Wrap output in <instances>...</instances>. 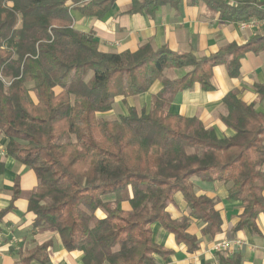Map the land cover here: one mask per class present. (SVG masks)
Listing matches in <instances>:
<instances>
[{
  "label": "trees",
  "instance_id": "obj_1",
  "mask_svg": "<svg viewBox=\"0 0 264 264\" xmlns=\"http://www.w3.org/2000/svg\"><path fill=\"white\" fill-rule=\"evenodd\" d=\"M114 1L0 0V136L4 157L35 175L36 187L26 195L32 229H54L66 252L81 254L82 264H158L156 257L170 252L153 243V224L190 253L198 249L188 233L191 221L203 225L204 236L221 230L218 200L196 195V178L225 185L227 199L242 208L235 230L256 233V220L264 214V113L230 91L219 121L232 135L219 138L198 119L173 115L169 107L177 93L195 84L212 90L216 66L236 78L243 57L263 49L264 36L200 59L149 44L134 52H102L92 35L72 28L70 12L101 20ZM201 1L223 22L264 20V4L255 0ZM157 2L163 0H131L129 13ZM176 69L185 74L170 78ZM156 82L161 88L147 107L125 105L126 114L103 117L116 98L141 96ZM253 88L264 97V85ZM20 194L15 180L0 220ZM176 194L188 213L173 220L167 205ZM123 202L128 211L119 208ZM48 247H34L20 263L48 264ZM217 260L240 264L239 255L218 253Z\"/></svg>",
  "mask_w": 264,
  "mask_h": 264
},
{
  "label": "crops",
  "instance_id": "obj_2",
  "mask_svg": "<svg viewBox=\"0 0 264 264\" xmlns=\"http://www.w3.org/2000/svg\"><path fill=\"white\" fill-rule=\"evenodd\" d=\"M253 2L264 4V0ZM131 4V0H115L110 11L101 20L72 10V28L92 35L102 52H134L142 45L149 44L153 50L166 47L173 53L190 54L197 59L214 55L224 46H243L254 36H264V21L240 29V22L221 21L218 14L212 15L201 0H163L147 9L129 13ZM176 70L177 73H173L174 77L169 76L170 78H179L186 71ZM210 84L213 87L210 91H204L199 84H195L191 89L177 93L169 112L198 119L205 128L214 129L219 138L231 136L232 131L219 121L222 100L227 93L236 90L243 103L253 104L256 111L264 113V97L258 96L253 88L257 84L264 85V47L257 54L249 52L243 57L236 78H230L224 66L214 67ZM160 88V83L156 82L148 93L135 97V105L129 107L136 110L147 107L151 95ZM116 99H119V105L126 111L127 99ZM4 141L0 136V146L3 148ZM15 180H18L21 194L12 203L11 211L0 220V264H21V255L24 256L34 247L45 243H49L48 264H82L81 254L66 252L54 229H32L33 215L27 213L26 195L36 187L35 175L4 155H0V211L11 202ZM201 183L203 185L200 186L193 183L194 192L198 196L218 200L215 209L222 221L220 232L204 236L201 233L203 225L191 221L188 233L196 237L198 249L190 253L184 245L176 243L172 234L159 224H153L150 227L153 243L170 252L165 257H156L157 263L213 264L214 261L218 262L213 245L229 240L238 244L233 246L232 252L221 253L222 256L231 259L239 255L240 264H264V214H260L256 220V233L247 228L235 230L238 216L242 212L241 205L227 199V187L222 183ZM262 195L264 198V191ZM105 200L110 202L113 198L107 197ZM119 208L123 211L130 209L127 202L121 203ZM167 212L173 220L187 215L188 211L180 194H176L168 203ZM98 217L102 218L103 214L98 213ZM29 264L40 263L32 260Z\"/></svg>",
  "mask_w": 264,
  "mask_h": 264
},
{
  "label": "built area",
  "instance_id": "obj_3",
  "mask_svg": "<svg viewBox=\"0 0 264 264\" xmlns=\"http://www.w3.org/2000/svg\"><path fill=\"white\" fill-rule=\"evenodd\" d=\"M235 0H226V2L228 3H233ZM261 20H257L255 18H251L248 21L245 22H240L239 24V28L240 29H245L249 26H255L257 23H259ZM264 21V20H263ZM0 155H4V148L0 146ZM236 244H238V242L236 241H229V240H223L220 242H217L213 245V252L215 254L218 253H230L232 252L233 246H235ZM213 264H219L217 261H214Z\"/></svg>",
  "mask_w": 264,
  "mask_h": 264
},
{
  "label": "rangeland",
  "instance_id": "obj_4",
  "mask_svg": "<svg viewBox=\"0 0 264 264\" xmlns=\"http://www.w3.org/2000/svg\"><path fill=\"white\" fill-rule=\"evenodd\" d=\"M177 71L178 70H171L170 71V73H169V76L170 77H174V74L173 73H177ZM135 97H131V98H128L127 99V105L128 106H134L135 105V100L136 99H134ZM119 99H115V102H114V105L112 106V109H111V111L110 112H108V113H105V114H103V117L105 118V119H115V118H117L119 115H122V114H124V113H126V111L125 110H123L122 109V107L119 105V101H118ZM121 107V108H120ZM192 181H193V183H194V185H196V186H200V185H203V183H201L199 180H197V179H192ZM205 186V185H204Z\"/></svg>",
  "mask_w": 264,
  "mask_h": 264
}]
</instances>
